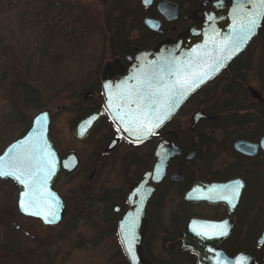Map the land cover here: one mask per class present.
I'll list each match as a JSON object with an SVG mask.
<instances>
[{"label": "rangeland", "instance_id": "1", "mask_svg": "<svg viewBox=\"0 0 264 264\" xmlns=\"http://www.w3.org/2000/svg\"><path fill=\"white\" fill-rule=\"evenodd\" d=\"M145 13L140 0H0V154L40 111L47 109L58 148L62 153L76 148L85 160L76 176L58 182L69 208L63 221L53 228L23 217L17 208L18 187L9 180L0 181V264H127L115 233L118 215L112 214L111 201L99 197L106 190L124 186L122 174H140L152 145L133 149L135 156L126 167L122 163H98L95 145L101 142L102 130L86 142L76 143L72 127L93 103H85L83 95L96 85L104 64L117 58L121 61L132 47L154 48L159 43L160 39L149 35L144 26ZM121 21L125 34L118 36L116 28ZM178 24L175 31L179 34L186 27ZM118 41L127 43L128 49L121 48ZM245 56L248 65L242 70L243 76L264 96V28ZM230 78L225 73L220 79ZM229 83L217 81L197 93L169 125L187 132L197 107L213 114L228 115L237 110L243 114L255 109L264 113V105L250 96L247 85L233 90ZM263 120L260 130L264 129ZM255 124L240 128L220 122L201 124L190 138L199 158L186 172H203L204 161L212 152L219 158H231L230 141L239 134L252 133ZM210 135L213 141L224 142L225 148L208 151L205 140ZM121 155L124 151L117 157ZM94 165L100 170L89 180V167ZM178 188L170 189L169 206L177 204L172 193ZM149 245L158 253L156 259L174 263L172 258L167 260L166 241Z\"/></svg>", "mask_w": 264, "mask_h": 264}, {"label": "flooded vegetation", "instance_id": "2", "mask_svg": "<svg viewBox=\"0 0 264 264\" xmlns=\"http://www.w3.org/2000/svg\"><path fill=\"white\" fill-rule=\"evenodd\" d=\"M142 10L145 11V18L155 20L159 26L158 30H153L148 26L149 35L153 38L177 40L178 37L189 29L194 23L195 19H191L192 15H201L200 9L205 4L206 13L210 14L215 9V4L219 0H152L151 4L145 5L143 0H140ZM160 9V4H162ZM187 3V5H186ZM186 5V6H185ZM185 8V9H184ZM184 9V10H183ZM184 24V28L180 33L175 31L179 24ZM163 33V34H161ZM261 36V33L254 37L246 46L244 50L232 58L224 67L222 72L216 77L209 80L195 93H193L184 104L180 107L173 119L182 111V109L191 101V99L202 90L215 82H222L228 80V88L237 89L241 85H247V90L250 96L255 99L259 105H264V96L260 91H256L258 96H254L252 91L253 87L249 86L247 80L244 78L242 70L246 67L247 59L245 55L250 51L254 42ZM190 42V40H187ZM132 47L121 58V63L127 68L129 61L127 56H135L143 49H151L153 47L138 48ZM252 63V61L250 62ZM105 64L102 66L97 83L93 88H88L83 97L85 103L93 102L85 110L72 127V135L74 142L84 143L98 130H102L101 142L95 145L98 154V163L100 160L105 163H113L116 165L122 163L126 167L132 162L134 153L133 149H139L146 145H152L151 154L143 162L142 171L140 174H122V183L127 186L124 192V186H119L117 189L106 190L99 197L101 201H111V211L113 215H118L115 221V233L119 244L120 238L118 234L119 220L129 210V192L130 189L136 184L148 169L149 164L155 153L158 139L151 137L140 143L129 141L122 135L118 127L111 120L107 111L104 108V94H103V70ZM228 73L231 75L230 79H220L222 75ZM110 77V75H107ZM119 75L112 78L118 79ZM91 95V96H90ZM101 112V117L97 124L89 131L84 137H79L74 134V126L77 121L83 116L89 115L93 112ZM243 111V110H242ZM229 114L224 113H211L205 107H197L193 110L191 115V124L188 126L187 132L181 131L180 128L171 127L169 124L162 126L156 131V135H162L166 132L173 131L171 139L182 148L180 155L176 156L168 166V176L159 185L156 192L152 196L147 205V218L148 230L143 240L144 255L151 260L154 264H166L164 261L156 259V251L149 248V244L162 243L166 241L168 252V259L172 258L173 264H200L199 254L186 245L191 242L196 243L200 240L206 242H214L222 249L229 258H236L240 254H247L250 264H264V129L260 130V122L264 118V113H260L257 109L253 112H245L242 114L240 110L229 111ZM224 114V115H223ZM204 115H208L207 118ZM264 121V120H263ZM220 122L227 127L233 128L244 127V125L256 123V127L252 128L250 134H239L230 141L228 146L231 158H219L213 156L212 147L215 151L221 146L225 148L224 142L220 143L208 136L205 143L208 146V151L212 152L211 156L207 157L204 161V167L200 170L199 175L187 173L188 167L192 165L199 158V150L190 142V138H194L198 128L201 124H211ZM53 123L51 115V124ZM246 127V126H245ZM231 128V129H233ZM84 132V129L81 130ZM56 152L60 159V167L58 174L54 181L53 188L61 195L66 211H68V200L58 189V182L61 178L69 179L77 175L83 167L85 160L82 153L76 148H70L64 153L57 146V142L51 135ZM225 140V139H224ZM104 141L106 143L104 144ZM102 143L104 145H102ZM98 144V143H97ZM112 145L111 149L107 150L108 146ZM243 144L241 148L239 145ZM217 145V146H216ZM124 151V155L119 158L118 154ZM74 154L78 157V164L76 169L70 173L65 174L62 169V161L67 155ZM191 154V157L189 158ZM134 159H138L135 157ZM68 165L72 166V159L68 160ZM128 167V166H127ZM91 172L88 179L92 180L99 172V166L89 167ZM181 170L183 175L179 179H173L172 176L175 172ZM263 175V177H262ZM236 181H240L243 187L239 190V196L235 199L234 207L227 203L226 200L218 198L220 186L232 185ZM122 184V185H123ZM166 186V189H165ZM179 187L172 195L176 197L177 204L172 206L168 205V198L171 196L170 189ZM211 189V190H210ZM190 194V197L187 195ZM209 197H212L211 199ZM25 217V216H23ZM30 220L39 222L44 227L53 228L58 225H46L40 219L25 217ZM195 222V225H194ZM227 222V235L218 236L211 235L210 237L197 236L193 231L196 226L198 230L213 232L211 228H206L207 225H219ZM165 244V243H164ZM155 256V257H154ZM128 264L129 260H128Z\"/></svg>", "mask_w": 264, "mask_h": 264}, {"label": "water", "instance_id": "3", "mask_svg": "<svg viewBox=\"0 0 264 264\" xmlns=\"http://www.w3.org/2000/svg\"><path fill=\"white\" fill-rule=\"evenodd\" d=\"M145 4H149L151 0H144ZM240 0H219L214 6L215 9L210 14L206 13L205 4L202 5L200 9L201 15H196L194 13L191 19H195V23L184 33H182L177 40L165 39L159 42L152 49H144L138 52L134 57L127 56V60L129 61L128 67L126 68L121 61L117 58L112 62H107L104 66L103 70V91H104V107L108 112L109 116L116 124V126L120 129L121 133L131 142H142L151 137H156L158 139V144L153 155L152 161L148 167V169L144 172L141 179L133 185L129 192V201L130 208L129 210L120 218L119 220V235L122 242V229L121 225L127 226L132 220H135V236L136 239L132 245L133 251L135 253V264H154L150 260H148L143 254V240L148 230V218H147V205L151 200L152 196L156 192L159 185L166 179L168 176V166L170 162L178 155L181 154L182 148L176 144L172 139V135H174L173 131L166 132L162 135H156V131L160 129L163 125H165L168 121H170L175 114L178 112L180 107L184 104V102L190 97L195 91L201 88L204 84H206L209 80L216 77L227 65V63L234 58L238 53L246 48L248 43L260 34L264 28V19L261 20L260 25L256 28L255 33L251 36V38L240 48L239 51L233 53L229 59L223 60L222 66L218 71L212 72L208 78L204 80L203 83L199 84V86L195 87L192 91H190L186 97L180 102V104L171 112V114L164 119L162 123H160L159 127L154 128L153 131L149 134H143L138 139L136 135H130L129 133L123 130L124 125L116 119L115 113L120 110L121 101L117 98L118 89H116V85L120 84L122 81H127L128 87L136 85V79H130V77L141 74L142 72H150L152 69H158L161 65H166L167 62L172 61L175 58L176 61L183 62L189 58L193 49L197 50V53L201 56L207 55L208 57L219 56L220 53L217 51L221 47V41H223L224 37L232 35V28L234 25L233 21V8L237 6ZM246 3V0H245ZM162 4H160V9L162 8ZM247 8H251L250 4H246ZM213 17L212 20L209 17ZM144 23L152 28L153 30H158L159 26L155 23L154 20L146 18L144 19ZM187 40H190L188 42ZM107 75H110L108 77ZM115 75H119L118 79H113L112 77ZM105 84H109L111 87L106 89L104 87ZM254 96H258L256 91H252ZM91 96V95H90ZM109 97H112L111 106ZM131 108H135L136 105L133 104L130 106ZM209 118L208 115H204ZM44 117L40 124H37L36 121L38 118ZM101 117V112H93L92 114L83 116L74 128V134L79 137H84L89 131L97 124L98 120ZM43 128V136L44 140L47 142L51 152L54 154V158L56 161V168L54 174L50 177L47 183V191L51 192L58 204H54L53 207L56 208L59 219L54 222H46L42 216H34L29 213H26L20 209V211L28 216L38 217L43 220L46 224H58L61 222L65 215V206L62 201L60 195L53 190L54 180L58 173V169L60 166L59 158L54 149L51 140V117L50 111L44 110L40 112L33 120L30 129L27 133L12 142L4 151L0 157H4L7 153L8 149L18 142L24 141L28 136L34 135L36 131L40 128ZM84 129V132L81 130ZM264 142V139H263ZM243 144L239 145V148L242 147ZM112 145L108 146L107 150L111 149ZM191 157V154L189 158ZM72 159V166L68 165V160ZM78 157L74 154H69L62 161V169L65 174L72 173L78 164ZM68 165L65 167L64 165ZM183 175L181 170L175 172L172 176L173 179H179L180 176ZM7 177H2V179ZM12 178V177H9ZM14 179V178H12ZM15 180V179H14ZM16 181V180H15ZM20 187V198H19V208H20V200L21 193L25 191L24 187L16 181ZM190 197V194L187 195ZM51 204L52 201H49ZM124 250L131 264H134L131 254L127 251V244L122 243ZM191 250L197 252L199 254V262L200 264H216L217 259L221 261V264H236V261L241 257L243 258L242 264H250L249 258L247 254H240L236 258H229L228 255L218 247L214 242H206L205 240L197 241L196 243L191 242L186 245ZM208 249H212L213 251H208ZM217 253L220 255L217 257Z\"/></svg>", "mask_w": 264, "mask_h": 264}, {"label": "snow or ice", "instance_id": "4", "mask_svg": "<svg viewBox=\"0 0 264 264\" xmlns=\"http://www.w3.org/2000/svg\"><path fill=\"white\" fill-rule=\"evenodd\" d=\"M250 4L251 8H247ZM210 20L213 17H209ZM264 19V0H240L233 8L232 35L224 37L221 47L217 49L219 56H201L196 49L192 50L189 58L183 62L172 61L166 65L154 68L150 72H142L130 77L136 79L134 86L128 87L127 81L116 85L118 89L117 98L122 102L120 110L115 117L123 125V130L130 135H136L139 139L143 134H149L154 128L171 114L186 95L199 84L203 83L208 76L218 71L223 60L239 51ZM109 89L111 86L105 84ZM112 97H109L111 106ZM135 104L133 109L130 106ZM44 117L38 118L36 123L40 124ZM67 167L68 165H64ZM56 161L47 142L44 140L43 128L41 127L34 135L28 136L24 141L12 145L4 157H0V178L12 177L21 184L25 191L21 193L20 209L34 216H42L46 222H54L59 219L54 204H58L54 195L47 191V183L54 174ZM243 187L240 181L232 185L220 186L218 198L226 200L228 204L234 205L239 196V190ZM211 190V189H210ZM210 199L212 197H209ZM49 201H52L50 204ZM195 225V222H194ZM214 231H201L196 226L193 231L197 236L210 237L211 235H227V222L219 225H207ZM122 243L127 244V251L131 254L135 264V253L133 243L135 236V220L127 226L121 225ZM208 251H213L208 249ZM217 257L220 255L216 254ZM241 257L236 264H242ZM216 264H221L217 259Z\"/></svg>", "mask_w": 264, "mask_h": 264}, {"label": "trees", "instance_id": "5", "mask_svg": "<svg viewBox=\"0 0 264 264\" xmlns=\"http://www.w3.org/2000/svg\"><path fill=\"white\" fill-rule=\"evenodd\" d=\"M123 20H124V18H123ZM125 21V20H124ZM124 21H121V25H122V23L124 22ZM121 25H120V23L117 25V28H116V33L118 34V36H120V35H122L123 33H124V26L122 25V27H121ZM125 34V33H124ZM114 38H116V37H114ZM117 39V38H116ZM119 43H120V45L122 46L121 48H123V47H125V48H127L128 49V44L127 43H124V44H122V42L121 41H118ZM125 48H123V49H125ZM24 88L25 89H28L29 90V88L31 89V87H27L26 85L24 86ZM126 263L128 264V259L126 258Z\"/></svg>", "mask_w": 264, "mask_h": 264}]
</instances>
